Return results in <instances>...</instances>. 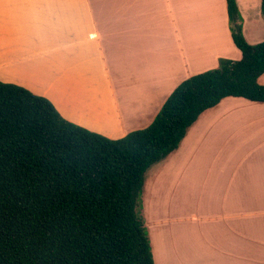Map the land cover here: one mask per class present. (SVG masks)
Masks as SVG:
<instances>
[{"label":"crops","instance_id":"1","mask_svg":"<svg viewBox=\"0 0 264 264\" xmlns=\"http://www.w3.org/2000/svg\"><path fill=\"white\" fill-rule=\"evenodd\" d=\"M193 1L0 0V81L48 98L63 118L108 138H122L145 124L144 129L158 114L155 102L169 97L184 80L217 68L222 58H242L231 36L226 0H204L212 6L209 21L190 30V19L179 9L174 24L180 45L167 52L170 63H155V41L138 36L155 30V3L166 2L170 15L177 4ZM236 1L246 41L263 42L262 0ZM130 33L131 42L122 39ZM259 83L264 86V74ZM90 84L99 87L98 93L87 90ZM166 87L169 93L163 97ZM101 109L104 121L96 119ZM88 112L90 126L76 120ZM240 115L248 121L249 141L216 161L215 172L190 175L196 178H189L184 191L183 216L172 209L158 210L157 216L151 211L147 228L154 264H264V103L223 99L199 117L180 147L213 126L221 129L229 117L235 130L244 129L237 124ZM241 149L263 155L241 159ZM165 168L152 174L155 181ZM170 222L189 224L193 233L163 256L159 244L167 241L157 240V229Z\"/></svg>","mask_w":264,"mask_h":264},{"label":"trees","instance_id":"2","mask_svg":"<svg viewBox=\"0 0 264 264\" xmlns=\"http://www.w3.org/2000/svg\"><path fill=\"white\" fill-rule=\"evenodd\" d=\"M226 2L242 58L184 80L146 128L122 138L76 125L49 99L0 81V264H154L137 212L147 171L223 99L264 103V41H246L237 1Z\"/></svg>","mask_w":264,"mask_h":264},{"label":"rangeland","instance_id":"3","mask_svg":"<svg viewBox=\"0 0 264 264\" xmlns=\"http://www.w3.org/2000/svg\"><path fill=\"white\" fill-rule=\"evenodd\" d=\"M259 2L260 1H258V3ZM179 9L184 11L186 20L190 19V30L196 31H198V28L193 27V25L198 26L199 24L207 23L212 12V6L206 5L204 0H194L190 4H177L175 6L174 12L171 10L170 15L166 2L155 3V30L146 33L144 32V35H138L143 36V40H147L148 42L155 41V48H157L155 49V52L159 50V53L155 54V63H170L167 52L172 51L174 47L180 45L179 38L176 33V25L174 24V19H177ZM153 32L155 33L152 34ZM132 35L133 34L130 33L127 37H123L122 39L126 38L129 42H131L133 40ZM143 47H145L144 44ZM102 70V72H106L105 69ZM87 90L93 93H98L96 91L99 90V87L90 84ZM168 91L169 88L166 87L164 89L163 97L169 93ZM81 95L83 96V94ZM167 97L168 96H166V98L163 100L158 99L155 102V114L159 112L161 105H163ZM101 112L102 115L100 114ZM100 113L96 119L99 121H104V110L101 109ZM88 115L81 114L79 117H75L77 121L90 126L87 120H92L93 118L90 117V112H88ZM213 117H215L214 112ZM247 123L248 121L246 120L245 116L242 117V115H240L237 120V124L240 126L244 124L245 127ZM144 125L141 126L139 130L143 129ZM235 125L236 124H233L232 126L230 124L229 117L228 121L220 126L221 129L213 126L214 129L211 131L206 130V132L203 134L192 136L190 143L189 140H187L186 143L184 141V146L182 145L179 150L173 152V154H171L165 160L153 165L147 171L144 190L140 197L137 209L138 214L144 219L146 226L151 224V211L153 208L155 209V212H157L155 216L159 215L158 210L161 213H166L168 209H172L171 212H173V214L183 216L185 211L183 208V202L185 200L184 191L190 187L188 182L189 178H196L193 176L215 172L218 167L217 162H220L221 159L231 157L232 152L237 150V146L239 148L244 147V142L249 141L246 132L251 130L248 126L244 129H241L240 131L235 130ZM99 127L101 129L103 126L99 125ZM83 128L88 129L85 126ZM216 129L218 130L216 131ZM231 129H234L236 132H238V135L235 132L232 135ZM96 133L108 137L102 132ZM244 150L245 149L240 150L239 158L241 159L245 156L248 158V160L253 157L261 158L263 155L261 150L260 152L258 151L256 153H245ZM163 166H166V168L161 173H158V178L155 181V175L152 174H156V172ZM157 203L160 207H156ZM175 223L176 222H170V224L163 225L157 229V240L159 239L158 241H161L162 238H164L167 241L166 244L163 243L160 245L158 243L160 248L159 252L163 256H165L166 251L170 247H177L175 246L177 243L176 241L180 240L181 238H189L190 232L193 233V228L189 224L182 222ZM148 235L150 238L151 227L148 228ZM150 242L152 246V240H150ZM168 242H173V244L168 245ZM161 263H163V261H157L156 264ZM166 263L170 264L168 262Z\"/></svg>","mask_w":264,"mask_h":264}]
</instances>
